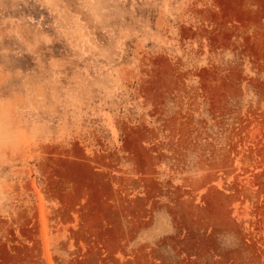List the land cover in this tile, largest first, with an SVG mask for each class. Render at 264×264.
Returning a JSON list of instances; mask_svg holds the SVG:
<instances>
[{
	"label": "rangeland",
	"instance_id": "374dc122",
	"mask_svg": "<svg viewBox=\"0 0 264 264\" xmlns=\"http://www.w3.org/2000/svg\"><path fill=\"white\" fill-rule=\"evenodd\" d=\"M0 264H264V0H0Z\"/></svg>",
	"mask_w": 264,
	"mask_h": 264
}]
</instances>
